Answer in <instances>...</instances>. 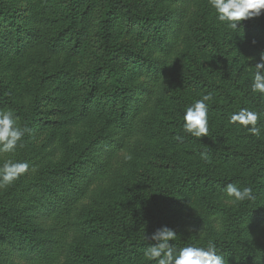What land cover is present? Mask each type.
Here are the masks:
<instances>
[{
    "label": "trees",
    "instance_id": "trees-1",
    "mask_svg": "<svg viewBox=\"0 0 264 264\" xmlns=\"http://www.w3.org/2000/svg\"><path fill=\"white\" fill-rule=\"evenodd\" d=\"M96 1L40 0V9L22 18L0 0V54L30 60L38 72L29 102L0 82V112L11 111L24 130L13 151L0 152V167L6 161L29 164L0 188V264H59L60 258V264H155L144 256L154 243L145 237L162 226L177 232L170 242L177 250L211 242L226 264H264V239L252 237L264 223V133L261 124L259 136L238 124L243 135L228 133L235 125L230 116L245 108L236 100L240 86L224 69L217 77L235 83L237 93L221 90L226 82L213 87L199 80L201 88L226 98L208 106L207 136L193 137L181 122L160 118L174 77L184 76L187 49L216 48L206 26L208 0H163L167 6L158 12L142 0H99V52L83 75L70 119L97 116L102 129L84 144L64 146L57 162L31 144L43 90L71 75L68 57L80 48ZM123 25L144 41L140 49L116 41ZM240 31L264 47L263 14L245 20ZM256 107L264 121L263 104ZM174 146L195 155L192 167L165 153ZM141 158L174 172L144 180V195L136 192L135 161ZM221 165L233 170L219 171ZM230 183L251 188L253 199L233 202L225 193Z\"/></svg>",
    "mask_w": 264,
    "mask_h": 264
},
{
    "label": "rangeland",
    "instance_id": "rangeland-1",
    "mask_svg": "<svg viewBox=\"0 0 264 264\" xmlns=\"http://www.w3.org/2000/svg\"><path fill=\"white\" fill-rule=\"evenodd\" d=\"M6 1L14 12L22 18L32 11L39 10L41 3L40 0ZM142 1L146 2L147 7L153 12L163 11L167 6L163 0ZM101 8L99 0L96 1L84 21L86 30L83 42L80 48L74 51L72 56L68 57L71 75L48 83L43 90L44 96L39 102L37 119L32 124L31 144L41 153L49 151L46 156L50 162L59 161L64 146L84 144L102 129L103 120L97 116L81 121H71L70 119L76 113L80 87L83 85L82 82H84L83 75L91 68L95 56L99 52L97 28ZM262 14L264 15V11H262ZM205 20L206 26L211 30L215 38L216 48L206 50L199 46H191L187 49V52L183 55L184 61L182 63L184 65L182 69L184 76L174 77L175 81H173L171 92L168 93L166 99L160 102L159 112L161 111L162 114L160 116L161 120H166L167 122L178 121L183 125V115L186 109L197 100L202 99L204 95H210L211 97L209 101L205 102L208 106L216 104L218 101L225 103L226 98L223 97L224 95L217 93V97H215V91L204 90L199 85L200 79L209 82L213 87L226 82L227 85H222L221 90L228 93H237L235 83L233 84L228 80L222 82L217 77V71L224 69L241 88L242 92L238 94L236 100L244 105V109L255 111L259 114L257 125H262H260V128L264 133L263 115L260 109L256 107L259 104L264 106V97L251 90L256 70L255 64L259 62L260 53L264 51V47L246 37L240 29L234 32L228 29L225 24L218 22L215 10L211 7H207L205 10ZM243 22H241V27ZM116 41L134 49H140L144 42L133 29L125 25L117 32ZM219 51L224 53V57ZM0 82L5 85L13 97L19 96L25 102L31 101L33 87L38 83V72L34 62L30 60L18 61L9 55L0 54ZM211 117L212 115H208V125H212ZM215 118L216 120L213 123L216 125L220 119L218 115ZM228 133L231 137H238L245 132L235 124ZM262 137H264V134ZM165 153L177 159L178 162L191 167L190 162L196 161L195 155L189 153L186 146L167 148ZM135 170L137 173L136 192L140 194L142 191L143 195L146 192L144 187L147 185L144 180L158 176L166 179L168 176L171 177L173 172L152 158L136 160ZM231 170H233L232 167ZM231 170L229 168L226 170L222 165L219 168V171L222 172H230ZM252 237L257 242L264 239V223H261L256 228ZM62 262L63 260L60 258V263Z\"/></svg>",
    "mask_w": 264,
    "mask_h": 264
},
{
    "label": "clouds",
    "instance_id": "clouds-1",
    "mask_svg": "<svg viewBox=\"0 0 264 264\" xmlns=\"http://www.w3.org/2000/svg\"><path fill=\"white\" fill-rule=\"evenodd\" d=\"M208 3L215 10L216 20L234 32L241 28L242 21L259 17L264 11V0H208ZM255 69L251 90L264 97V51L260 53ZM210 99V95H204L186 109L182 125L184 132L197 138L207 136L208 105L205 102ZM258 119L257 112L241 109L230 116L229 122L244 126L251 134L259 136ZM23 135L24 130L16 125L12 112H0V152L13 151ZM201 156L208 160L205 153H201ZM28 169L27 162L6 161L0 167V188L10 185ZM225 193L233 202L253 199L251 188H240L231 183L227 185ZM176 237L177 232L167 226L156 229L150 237L146 235V239L154 242L144 252L147 261H155V264H226L224 256L217 254L214 243L210 242L206 248L189 245L177 250L170 243Z\"/></svg>",
    "mask_w": 264,
    "mask_h": 264
}]
</instances>
